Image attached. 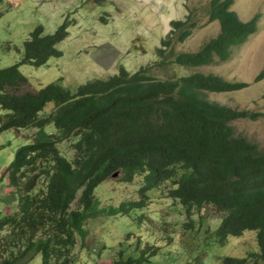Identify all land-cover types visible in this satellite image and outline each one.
<instances>
[{
	"label": "trees",
	"instance_id": "1",
	"mask_svg": "<svg viewBox=\"0 0 264 264\" xmlns=\"http://www.w3.org/2000/svg\"><path fill=\"white\" fill-rule=\"evenodd\" d=\"M8 1L0 0V7ZM236 2L210 1L209 22H219L221 32L195 53L175 56L172 48L193 35L198 21L189 17L171 22L159 52L164 79L152 76L150 67L134 74L121 67L109 80L89 82L75 93L53 83L38 94L18 95L17 89L29 83L21 65L41 68L63 55L58 45L74 24L68 20L54 34L39 26L24 43L20 63L0 66V134L55 127L48 139L37 135L20 147L3 174L18 199L14 206L8 203L0 218V264H30L39 255L42 264H77L78 249L88 245L85 215L93 208L97 188L116 173L127 184L143 176L144 184L140 200L121 202L112 210L114 216L140 224L151 221L144 212L150 193L163 189L185 211L187 231L194 215L220 219L211 238L217 245L257 232L255 253L217 258L219 264H264V152L237 136L232 126L263 120L264 113L209 100L210 94L240 93L251 85L214 73L169 77L167 71L170 65L198 69L231 61L235 49L258 33L261 18L243 21L234 10ZM263 78L264 73L255 83ZM49 105L53 108L48 113ZM152 249L124 264H142L145 251ZM204 259L200 256L196 264Z\"/></svg>",
	"mask_w": 264,
	"mask_h": 264
},
{
	"label": "rangeland",
	"instance_id": "2",
	"mask_svg": "<svg viewBox=\"0 0 264 264\" xmlns=\"http://www.w3.org/2000/svg\"><path fill=\"white\" fill-rule=\"evenodd\" d=\"M210 1L106 0L97 5L94 0H9L0 7V66L8 68L20 63L24 43L39 26L44 27L46 34H54L68 20L74 24L69 27V36L58 45L63 55L51 58L41 68L21 65L20 71L29 83L17 89L18 95L38 94L53 83L75 93L78 87L89 82L109 80L121 67L131 74L150 67L152 76L164 79L167 73L159 68V52L172 30V21L189 17L198 21L189 39L182 44L175 43L172 48L175 56L198 52L220 34V23L209 22ZM234 10L245 22L256 15L261 18L258 33L235 49L231 61L198 69L170 65L167 71L171 74L169 77L193 72L214 73L228 82L250 84L240 93L210 94L209 100L233 110L264 113V78L255 83L264 73V0H237ZM8 91L13 94L11 89ZM52 108L53 105L48 106V113ZM232 126L237 136L247 137L264 152V119L240 121ZM54 131V125H50L42 133L39 129H30L0 134V218L6 214L8 205L14 206V200L18 199V194L13 193L3 178L16 151L30 144L37 135L48 139ZM67 145L62 148L68 149ZM143 184V176L138 175L133 183L127 184L117 174L97 188L93 208L85 215L88 245L81 252L78 249L77 264H114L120 260L124 264L125 259H138L141 250L149 247L154 249L145 251L146 260L142 264H196L200 256H204V264H219L217 258H244L256 252L255 231L240 238L229 237L224 246L215 244L211 238L219 224L218 218L200 219L194 215L193 228L187 231L190 220L185 211L168 199L163 189L150 193L144 212L151 221L140 224L111 214L125 200H140ZM42 263L39 255L30 264Z\"/></svg>",
	"mask_w": 264,
	"mask_h": 264
},
{
	"label": "water",
	"instance_id": "3",
	"mask_svg": "<svg viewBox=\"0 0 264 264\" xmlns=\"http://www.w3.org/2000/svg\"><path fill=\"white\" fill-rule=\"evenodd\" d=\"M117 174H118V173L114 174V176H113V177H117Z\"/></svg>",
	"mask_w": 264,
	"mask_h": 264
}]
</instances>
